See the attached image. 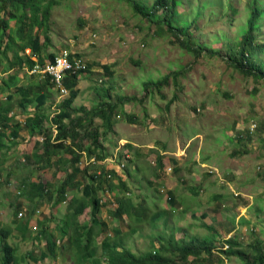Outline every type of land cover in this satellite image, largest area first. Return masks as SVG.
<instances>
[{
  "label": "rangeland",
  "instance_id": "rangeland-1",
  "mask_svg": "<svg viewBox=\"0 0 264 264\" xmlns=\"http://www.w3.org/2000/svg\"><path fill=\"white\" fill-rule=\"evenodd\" d=\"M140 1L151 5L154 0ZM180 1L172 25L179 27L187 23L194 45L218 49L221 56L207 50L195 57L181 48L167 30L165 7L145 18L126 0H60L50 9L43 62L49 60L50 54L56 56L68 50L89 65L80 75L78 89L81 92L71 103L77 111L82 107L88 110L99 103L103 89L108 90L113 100L119 95L137 99L118 107L114 131L108 132L104 139L100 135L112 161L100 163L84 154L80 157L78 166L85 168L87 176L99 171L101 166L105 168L106 163L110 167H114L111 163H118L117 174L121 177L125 165L133 170L134 163L125 156L126 139L138 140L142 148L154 140L151 144L154 148L145 151L148 159L144 161L148 165H154L158 149L171 151L162 155L161 163L166 169L160 170L161 182H157L156 187L146 184L144 176L135 172L130 184L133 194L127 196L137 203L147 193L148 201L139 221L129 220L126 215L114 217L113 210L107 206L109 201L115 200L113 195L105 189L100 191L105 205L100 208L98 217L103 224L94 243L100 246L104 236L109 235L137 254L156 249L173 234L174 240L194 238L197 245L213 246L211 255L203 251L198 257L188 256L187 264H242L237 257L227 258L219 251L229 236H235L248 255L254 253L251 243L258 241L264 247V79L242 74L231 61L240 48L241 27L249 16L252 0ZM256 4L262 13L256 20L254 41L248 50L251 60L259 64L264 63V0H257ZM15 28L11 20L7 34L14 36ZM35 30L36 27L32 35ZM40 40H44L42 34ZM14 42L22 43L19 38ZM21 53L29 54V49ZM7 55L10 59L12 51ZM103 64L110 71L105 70ZM30 69L27 66L21 69L17 64L8 67V61L0 58V88L4 89L0 93L3 94L0 106L2 103L10 105L8 115L12 117L11 127L5 130L10 150L0 152V228L14 227L18 220L29 217L27 237L22 239L20 232L13 231L6 238L16 245L14 264H72V249L65 246L70 235V227L65 225L69 202L52 204L65 170H70L66 163L70 155L61 151L51 157L50 166L39 169L46 165V160L36 164L31 156L41 150L35 144L41 141L42 135H30L23 125L25 117L35 112V103L25 102L24 95L13 89L6 91L5 81L10 75H16L17 84L24 87L48 81L47 96L40 108L45 115L44 127L50 126L49 119L67 94H62L47 76L30 73ZM174 72L177 74L173 75ZM166 75H169L168 82L159 92L151 87L144 89V82ZM36 90L33 87L31 93ZM9 93L12 97L8 100ZM31 93L29 97L34 96ZM130 113L137 117L135 125L126 119ZM80 114L82 112L78 111L74 116ZM18 124V136L13 137L12 129ZM93 126L102 133L100 118H94ZM51 128L53 136L55 126ZM25 177L50 183L48 189L53 198L49 200L43 195L41 200H30L20 189ZM116 182L113 178L112 183ZM108 183L104 181L101 187L107 188ZM190 187L197 192L190 191ZM171 189L177 198L174 206L168 199ZM75 193L78 189L69 187L65 197L71 198ZM160 205L165 208H159ZM89 210L90 207L85 208L78 216L80 224L90 221ZM18 212L22 213L20 217ZM155 213H160L159 217L150 219ZM43 228L58 242L55 255L39 259L38 263L26 254L30 251L38 255L46 249ZM158 234L162 239L151 243V238ZM0 239H3L1 232ZM2 258L3 252H0V264ZM94 259L104 264L101 248L97 249Z\"/></svg>",
  "mask_w": 264,
  "mask_h": 264
},
{
  "label": "trees",
  "instance_id": "trees-1",
  "mask_svg": "<svg viewBox=\"0 0 264 264\" xmlns=\"http://www.w3.org/2000/svg\"><path fill=\"white\" fill-rule=\"evenodd\" d=\"M60 0H0V58L4 57L8 61V67L19 66L21 69L23 66H27L29 69L36 63H43L42 51L45 46V38H47L48 18L50 15L51 6L59 3ZM129 2L133 10L142 17L149 18L156 13L160 7H165L167 13L165 16V22L167 24V30L177 41V44L193 53L195 57H199L201 53L207 50L213 55L217 54L221 56L218 49H210L205 45L192 43L190 33L188 32V24L183 23L179 27L173 26L171 20L176 15V6L181 2L180 0H154L151 5L143 3L138 0H126ZM257 0H252L250 4V13L246 20V23L241 27L243 32L240 39V48L235 57L231 58L232 65L239 70L242 74L253 76L256 79H264V63H255L250 58L249 46H252L254 41V30L256 29V20L260 17L262 11L256 4ZM14 20L16 25L14 36L7 34L9 28V22ZM36 27L34 35H32L33 28ZM43 31V32H42ZM47 31V32H46ZM7 34V35H6ZM41 34L44 40H40ZM5 40V45L1 49V44ZM15 38H19L22 43L16 45ZM29 49V54H22L21 50ZM12 51L11 58H8L7 52ZM79 56V55H78ZM32 57H35L34 60ZM54 54L49 55V60H53ZM10 65V66H9ZM87 67L75 72L67 71L62 78V85L67 89V96L62 99L58 104L55 113L50 120V126L44 127L43 120L45 119L44 113L41 111V106L47 96L45 91L48 86V81L44 80L42 83H31L28 86H22L17 84L16 75H10L9 80L5 81L6 91L13 89L14 92L24 95L23 100L27 103H35V112L33 115H28L24 119V127L30 135H42L41 141H37L35 147L40 146V151L32 154L31 157L35 159L36 164L42 160H46V165L41 168L50 166V159L52 156L58 154L61 151L70 155V158L66 160L68 169L65 170V175L62 178L60 184L56 188V200L52 202L53 205H60L63 202H69L66 206L67 219L65 225L70 227V235L66 239V247L72 249L71 262L72 264H85L92 262L99 264L97 259H94L98 248L103 250V258L105 264H187L188 256L198 257L203 251H206L208 255H211V245H197L194 238L189 240H174L173 234H170L165 241H162L156 249H148L143 252L133 253L128 248L122 246L121 241L111 237L109 235L104 236L100 242V246L94 243L96 237L99 236L101 231L99 228L103 224L98 214L100 208L105 205L99 196L101 190L105 189L108 192H115V202L117 206L111 214L114 217L121 218L126 215L129 220L139 221L141 219L142 208H146L143 201L137 204L133 203L132 198L127 196L130 190L129 184H132V177L128 167H125L126 179H122L113 170L108 172L103 168L100 171H94L90 175H86L85 168H80L78 163L82 154L88 159L104 160L111 154L108 153L106 146L103 145L102 140L106 138V134L112 131V126L115 122V117L118 115V107L123 103L137 100L133 96L119 95L117 100L110 98L107 89H103L102 95H100L99 103H96L90 109L84 107L78 109L82 112L80 115H75L78 112L76 108L71 107L72 101L78 96L80 90L77 85L79 82V76L82 72L88 70ZM107 71L110 68L107 65H102ZM174 72L173 75H176ZM169 75H166L158 80H148L144 82V89L149 87L155 88L158 92L161 87L168 82ZM49 79V78H48ZM52 84V83H51ZM54 84V83H53ZM36 87L37 90L33 93L32 88ZM12 90V91H13ZM0 91H4L0 88ZM33 94V97L29 95ZM12 94L7 95L9 100ZM139 99L138 101H141ZM22 106V104H20ZM168 106V103H167ZM11 110L10 105L0 106V152L4 153L10 150V146L5 141V130L11 127L12 121L11 115L8 112ZM25 110V109H23ZM98 117L101 120L102 133H99V128L93 126L94 118ZM126 119L130 123H135L136 115L130 113L126 116ZM12 129V136H18V128ZM51 125L55 126V134L52 136ZM21 128V127H20ZM103 135V139L100 138ZM39 145V146H38ZM30 157V158H31ZM28 158V161L30 160ZM37 159V161H36ZM60 163L62 158L57 159ZM157 164L161 167V157H158ZM70 167V168H69ZM116 178L117 182L112 183V179ZM78 181V182H77ZM104 181L109 182L107 188H102L101 185ZM81 183V184H80ZM22 187L20 188L22 194H25L30 200L38 198L41 200L43 195L51 200L53 197L49 192L48 187L50 183L39 179L38 181H32L30 177H25L21 180ZM116 184V185H115ZM81 185V188H79ZM69 187L78 189V193H75L67 200L66 190ZM50 188V187H49ZM193 192L194 188H190ZM107 203V202H106ZM169 203L174 206L175 197L172 193L169 194ZM137 206V208H135ZM17 207V204H16ZM19 207V206H18ZM17 207V209H18ZM90 207L89 215L90 221L86 224H80L78 222V216ZM144 212V211H143ZM160 213H155L150 219H157ZM29 217L24 221L21 220L15 223L14 227H1L0 232L3 239H0V252H3L2 264H14L16 263V245L9 243L6 238L15 230L20 232L19 237L24 239L30 234V230L27 226ZM41 225L42 221H39ZM64 225V224H63ZM97 228V231H95ZM61 230V227L59 228ZM135 231V230H134ZM41 232L44 234L46 249L40 252L38 255L32 254L30 251L26 254L33 261H39V259H45L49 255L54 256L57 249V241L55 236L43 228ZM39 236L36 235V238ZM154 239L160 241L162 238L154 236L151 238V243ZM241 243L234 236H229L224 239L223 246L219 252H222L227 258L235 256L242 264H264V247L260 245L258 241L251 243L253 254L248 253L241 249ZM60 248L59 250H61ZM174 254H177L176 256ZM175 256V257H174ZM222 262V259H218Z\"/></svg>",
  "mask_w": 264,
  "mask_h": 264
},
{
  "label": "crops",
  "instance_id": "crops-1",
  "mask_svg": "<svg viewBox=\"0 0 264 264\" xmlns=\"http://www.w3.org/2000/svg\"><path fill=\"white\" fill-rule=\"evenodd\" d=\"M79 78H80V76H79ZM81 83V80L79 79V84ZM79 84H78V88H80L79 87ZM81 92V91H80ZM0 93H3V91L1 92L0 91ZM2 95L3 94H0V98L2 97ZM136 119H137V117H136ZM116 123V121L114 122V124ZM132 125H135V123H131ZM114 125L112 126V129H113V131H114ZM126 141L127 142H125V144H124V146H125V156L126 157H128V161L129 162H131V163H134L131 167L133 168V170H131V168H129L128 167V170L130 171V173H131V175H132V177H130V180H133L134 179V176H136V174H135V172H139V173H141L143 176H144V178L146 179L145 180V183L146 184H152L154 187H156L157 186V182H161V179L159 178V172H160V170H163V169H166V167L164 166V164L163 165H161V167H159V165L157 164L158 162H157V159H158V157H161V160H162V162H163V156L162 155H164V154H166V153H171V151H168V150H159L158 149V151H159V153L156 155V158H155V163H153L154 165H148V162L147 161H144L145 159H148V155L145 153V151L147 150V148H154V146H152L151 144L154 142V140H151V141H149V143H147V147H145V148H142V145H141V143L139 144V143H137V141L138 140H135V141H131V140H128V139H126ZM34 144H35V142H34ZM118 143H116V144H114V146H116ZM127 150H128V152H127ZM112 159V157H111V155L109 156V157H107V158H105L104 160H101V161H99L100 163H104V162H109V161H112L111 160ZM147 162V165L145 164ZM111 165L112 166H114V167H110V165H109V163H106V165H105V168H104V166H101V169L103 168L104 170H106V171H108V172H110V171H114V172H116V175H119V174H117V169H116V165L118 166V163H111ZM176 165H179L178 163L176 164ZM125 167H127L126 165L124 166V169H125ZM143 168H145V172H143ZM168 169H170V167H167ZM187 168H190V167H187ZM101 169H99V171L101 170ZM174 169V171H176V170H178V167H174L173 168ZM182 170V168H180V171ZM123 175V177H122V179H126L127 178V174L125 173V170H124V173L122 174ZM120 176V175H119ZM121 177V176H120ZM114 179H116V178H114ZM129 186H130V184H129ZM177 186V185H176ZM190 188H194V187H190ZM190 188H189V190H190ZM170 189V188H169ZM191 191V190H190ZM112 195H113V197H116L115 196V192H110ZM128 195H131V194H133L132 192H131V187H130V190L128 191V192H126ZM170 193H172L173 195H174V197H175V203H176V196H175V194H174V190L173 189H171L170 191H169V194ZM147 194V193H146ZM146 194H143L142 195V197L140 198V200H144L143 201V204H144V206L146 207V204H148L147 202V199H146ZM72 196V195H71ZM110 196V195H109ZM70 199V197H67V200H69ZM168 199H169V197H168ZM132 201H133V203H135V201H134V199L132 198ZM151 201H152V199H151ZM137 202V201H136ZM138 202H140V201H138ZM137 202V203H138ZM137 203H135V204H137ZM174 203V204H175ZM63 204H66V202H63ZM110 204V205H109ZM115 205V206H114ZM107 206L109 207V208H111L112 210H114L115 209V207L117 206V202H115V200H113V201H109V203L107 204ZM161 207H159V208H165L164 206H162V205H160ZM35 212H36V210H35ZM15 231V230H14ZM13 233V232H12ZM17 233H19V232H17ZM38 263H40L41 261L39 260V261H37Z\"/></svg>",
  "mask_w": 264,
  "mask_h": 264
},
{
  "label": "built area",
  "instance_id": "built-area-1",
  "mask_svg": "<svg viewBox=\"0 0 264 264\" xmlns=\"http://www.w3.org/2000/svg\"><path fill=\"white\" fill-rule=\"evenodd\" d=\"M87 67L86 63L78 55H73L68 50L61 51L56 55L53 60H48L43 63L36 62L31 69L30 73H38L42 76H47L49 80L59 88L62 94H67V89L62 85V78L67 71L83 70ZM18 212V216H21Z\"/></svg>",
  "mask_w": 264,
  "mask_h": 264
},
{
  "label": "clouds",
  "instance_id": "clouds-1",
  "mask_svg": "<svg viewBox=\"0 0 264 264\" xmlns=\"http://www.w3.org/2000/svg\"><path fill=\"white\" fill-rule=\"evenodd\" d=\"M57 242H58V240H57ZM86 264H88V263H86ZM104 264H105V262H104Z\"/></svg>",
  "mask_w": 264,
  "mask_h": 264
}]
</instances>
